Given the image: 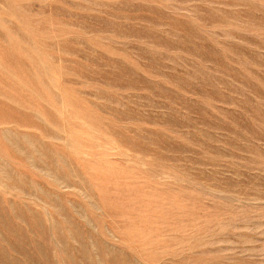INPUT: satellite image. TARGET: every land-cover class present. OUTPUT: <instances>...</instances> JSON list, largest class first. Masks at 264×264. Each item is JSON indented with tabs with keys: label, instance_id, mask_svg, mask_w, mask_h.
I'll use <instances>...</instances> for the list:
<instances>
[{
	"label": "rangeland",
	"instance_id": "obj_1",
	"mask_svg": "<svg viewBox=\"0 0 264 264\" xmlns=\"http://www.w3.org/2000/svg\"><path fill=\"white\" fill-rule=\"evenodd\" d=\"M0 264H264V0H0Z\"/></svg>",
	"mask_w": 264,
	"mask_h": 264
}]
</instances>
